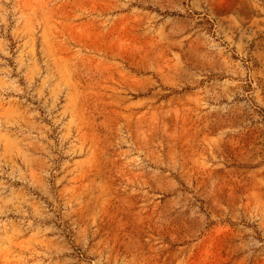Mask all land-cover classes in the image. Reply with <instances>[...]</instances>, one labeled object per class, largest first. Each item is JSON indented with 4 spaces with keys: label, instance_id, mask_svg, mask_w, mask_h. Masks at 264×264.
Segmentation results:
<instances>
[{
    "label": "rangeland",
    "instance_id": "obj_1",
    "mask_svg": "<svg viewBox=\"0 0 264 264\" xmlns=\"http://www.w3.org/2000/svg\"><path fill=\"white\" fill-rule=\"evenodd\" d=\"M0 264H264V0H0Z\"/></svg>",
    "mask_w": 264,
    "mask_h": 264
}]
</instances>
